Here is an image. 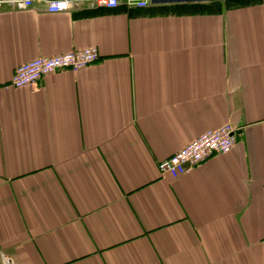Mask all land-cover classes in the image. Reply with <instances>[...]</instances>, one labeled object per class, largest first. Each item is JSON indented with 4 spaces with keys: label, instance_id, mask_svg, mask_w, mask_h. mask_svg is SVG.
<instances>
[{
    "label": "crops",
    "instance_id": "1",
    "mask_svg": "<svg viewBox=\"0 0 264 264\" xmlns=\"http://www.w3.org/2000/svg\"><path fill=\"white\" fill-rule=\"evenodd\" d=\"M97 63L14 88L16 66ZM236 143L178 177L209 128ZM0 250L17 264H264V0L0 10Z\"/></svg>",
    "mask_w": 264,
    "mask_h": 264
},
{
    "label": "built area",
    "instance_id": "2",
    "mask_svg": "<svg viewBox=\"0 0 264 264\" xmlns=\"http://www.w3.org/2000/svg\"><path fill=\"white\" fill-rule=\"evenodd\" d=\"M81 0H0V10L5 8L28 9L42 7L49 13L69 11ZM93 5L107 8H117L127 4L137 8H146L150 0H87ZM96 46L66 51L54 56H40L16 66L10 85L14 88H35L44 78L57 70L77 72L90 67L100 58ZM236 143L235 128L230 123L216 128H209L193 138L171 156L158 162V169L163 175L178 177L186 174L198 164L212 156L224 155L230 152ZM11 255L0 250V264H17Z\"/></svg>",
    "mask_w": 264,
    "mask_h": 264
}]
</instances>
